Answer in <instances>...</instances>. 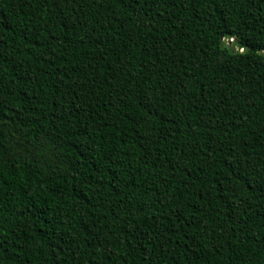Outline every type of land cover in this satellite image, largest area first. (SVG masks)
I'll return each instance as SVG.
<instances>
[{"label":"trees","instance_id":"obj_1","mask_svg":"<svg viewBox=\"0 0 264 264\" xmlns=\"http://www.w3.org/2000/svg\"><path fill=\"white\" fill-rule=\"evenodd\" d=\"M0 264H264V0H0Z\"/></svg>","mask_w":264,"mask_h":264}]
</instances>
